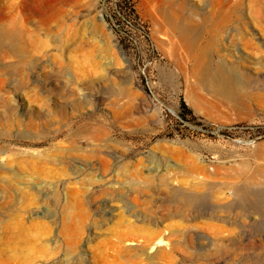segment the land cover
<instances>
[{
  "label": "rangeland",
  "instance_id": "obj_1",
  "mask_svg": "<svg viewBox=\"0 0 264 264\" xmlns=\"http://www.w3.org/2000/svg\"><path fill=\"white\" fill-rule=\"evenodd\" d=\"M1 2L0 264H264V0Z\"/></svg>",
  "mask_w": 264,
  "mask_h": 264
},
{
  "label": "bare ground",
  "instance_id": "obj_2",
  "mask_svg": "<svg viewBox=\"0 0 264 264\" xmlns=\"http://www.w3.org/2000/svg\"><path fill=\"white\" fill-rule=\"evenodd\" d=\"M0 4H2L1 0ZM14 5L15 4H13V6L11 7L12 10L14 9ZM153 7V10L159 9L161 13V17L154 18L155 23H157V25H159V27L164 29L166 32H169L171 30L175 32L178 38L174 40L173 38H170V41H172V43L176 47L185 49L191 54V56H194V69L197 74L201 76L202 81L216 89L219 93L225 95L227 98L232 100L236 99L239 94L240 86L238 82L239 76L237 77V68L235 66L228 67L223 62L219 63L217 67H214L211 64L208 55V46L200 47L198 45L200 41L199 35L202 33V24L187 22L183 23L178 19V17L171 16L163 12L161 6H159V8H156V6L154 5ZM8 15L9 14L6 11L0 13V46L16 48L18 46L19 39V26L15 21H7ZM204 19L206 21L207 17H204ZM245 187L239 188L237 190V193L239 195H247L248 191ZM179 195L180 197L184 198L188 204H193L195 202L194 196L187 197V195L184 196L185 194Z\"/></svg>",
  "mask_w": 264,
  "mask_h": 264
}]
</instances>
